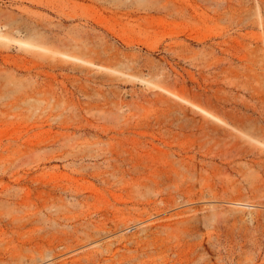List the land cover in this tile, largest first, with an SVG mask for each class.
<instances>
[{"label": "rangeland", "instance_id": "obj_1", "mask_svg": "<svg viewBox=\"0 0 264 264\" xmlns=\"http://www.w3.org/2000/svg\"><path fill=\"white\" fill-rule=\"evenodd\" d=\"M0 264H264V0H0Z\"/></svg>", "mask_w": 264, "mask_h": 264}]
</instances>
